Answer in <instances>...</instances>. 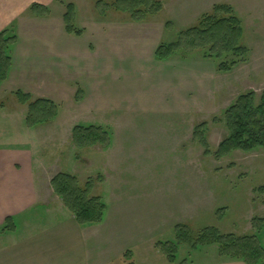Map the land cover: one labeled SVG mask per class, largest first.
<instances>
[{"label": "rangeland", "instance_id": "1", "mask_svg": "<svg viewBox=\"0 0 264 264\" xmlns=\"http://www.w3.org/2000/svg\"><path fill=\"white\" fill-rule=\"evenodd\" d=\"M114 1L56 0V8H46L57 20L62 15L59 6H75L71 24L81 35L63 34L56 42L71 57L59 58L57 74L49 81L42 69L39 81L0 93V144L18 141L19 136L33 144L37 188L53 207H40L23 220L44 225L50 222L49 213L60 222L69 219L70 212L49 185L54 175L66 172L80 184L91 179L92 193L106 205L102 222L80 231L84 264H164L168 256L163 245L176 246L169 250L175 263L228 259L218 255L209 234L197 240L205 228L256 236L264 248V226L253 221L264 218V149L214 156L228 137L224 111L250 92L255 106L260 105L264 0H159L161 10L138 21L110 6ZM214 5L230 6L240 19L249 50L246 62L220 73V62L201 53L182 49L165 61L155 58L159 45L174 42ZM47 25L32 22L27 30L22 20L5 28L23 34V41L9 48L11 57L24 49L27 34L40 35ZM54 30L60 37V30ZM37 58L48 68V57ZM42 78L47 82L40 83ZM18 89L55 103L54 120L28 128L26 105L14 95ZM77 125L100 126L110 140L77 149L71 142ZM201 125L207 154L193 136ZM21 221L14 223L18 231ZM178 225L192 235L179 241Z\"/></svg>", "mask_w": 264, "mask_h": 264}, {"label": "trees", "instance_id": "2", "mask_svg": "<svg viewBox=\"0 0 264 264\" xmlns=\"http://www.w3.org/2000/svg\"><path fill=\"white\" fill-rule=\"evenodd\" d=\"M110 6L127 11L133 21L158 13L162 8L159 0H115ZM30 10L32 14L47 11L46 7L37 4H33ZM73 11V5L68 4L63 15L65 30L69 34L80 36L81 32L71 24ZM242 28L240 19L230 6L214 5L211 11L203 14L193 26L181 31L174 42L159 45L154 51V56L160 61H165L177 50L201 53L203 58H213L220 62L217 71L226 73L246 62L248 57L249 50L243 44ZM15 40L16 35L12 30L0 32V84L5 81L11 69L12 57L9 48ZM225 58L231 59L223 61ZM14 95L20 104L26 105L25 123L28 128L50 123L56 117L57 106L52 101L45 98L33 99L30 94L19 90L14 92ZM223 119L228 137L217 147L214 153L216 158L224 157L233 151L248 153L255 149H264V90L258 107L255 106L253 93L240 95L224 111ZM201 128L202 125L196 127L193 136L200 141L205 148L204 153L207 154L209 150L203 140ZM109 140V132L100 126L77 125L71 130V142L77 149L95 144L106 145ZM49 185L53 194L61 200L80 226L102 222L106 205L101 196L92 193L94 185L91 179L80 184L76 177L59 172L50 179ZM253 221H258L260 226H264V218ZM12 226L11 219H6L4 228ZM175 233L179 241L182 237L192 235L185 226L180 225L175 227ZM208 234L217 244L221 258L240 260L245 264H264V248L260 246L256 236L223 235L213 228H205L197 233L196 238L202 240ZM168 246L161 247L168 260L173 261L174 255L172 256L169 250L171 247L175 250L176 246H170V249Z\"/></svg>", "mask_w": 264, "mask_h": 264}, {"label": "crops", "instance_id": "3", "mask_svg": "<svg viewBox=\"0 0 264 264\" xmlns=\"http://www.w3.org/2000/svg\"><path fill=\"white\" fill-rule=\"evenodd\" d=\"M55 2L56 0H0V32L14 22L18 24V21L22 20L27 30H29L28 24L32 25V22L37 25L42 23L41 27H45V22L50 24L46 26L47 31L41 32L40 35L31 32L25 36L24 49H21L20 53L13 54L11 69L7 79L0 85V93L7 90L14 91L16 87L27 86L29 82L33 84L34 79L39 81L42 69L48 75L49 81L51 76L57 74L55 69L57 70L56 65L59 58L62 56L71 57V52L68 49L64 52L62 50V53L59 45L56 44L58 39H64L63 34L70 35L65 30L63 18L65 7L58 5V10L62 15L57 20H52L51 10L35 14L29 12L34 3L51 8V6H55ZM55 22L57 23L55 24ZM55 26L57 30H60L58 33L60 37H57ZM22 35L16 36L15 45L19 41H23ZM37 57L40 59L48 57L50 59L48 68L44 66V62L39 65ZM29 61H31L30 65L27 64ZM42 79L44 81L40 83L47 82L45 78ZM20 137L18 141L0 144V264H84L86 246L80 231L87 226H80L71 213H68L71 215L65 222H60L51 213H49L50 222L44 225L31 223L30 218L23 220L24 217L29 216L40 207L47 209L53 207L44 193L39 194L37 188L33 144L28 140L22 141L23 138ZM56 206H58L57 203ZM6 219H11L13 226L5 229ZM19 219H22V231H18V227L14 224ZM164 264L245 263L240 260L220 259L211 262L181 263L166 260Z\"/></svg>", "mask_w": 264, "mask_h": 264}]
</instances>
